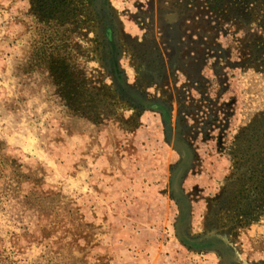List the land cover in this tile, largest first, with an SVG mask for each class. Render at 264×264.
<instances>
[{"label": "rangeland", "instance_id": "374dc122", "mask_svg": "<svg viewBox=\"0 0 264 264\" xmlns=\"http://www.w3.org/2000/svg\"><path fill=\"white\" fill-rule=\"evenodd\" d=\"M50 2L0 0V253L264 264L256 160L234 153L264 113V1Z\"/></svg>", "mask_w": 264, "mask_h": 264}, {"label": "trees", "instance_id": "16d2710c", "mask_svg": "<svg viewBox=\"0 0 264 264\" xmlns=\"http://www.w3.org/2000/svg\"><path fill=\"white\" fill-rule=\"evenodd\" d=\"M50 4L47 5L46 9L50 11L48 15L56 16L55 5L58 3L57 0H50ZM209 1V0H208ZM217 0H212L216 2ZM264 1V0H263ZM52 3V4H51ZM57 19V18H56ZM59 32V31H58ZM56 49H54V52ZM44 54V51H42ZM50 59V57H49ZM59 61H62V69L58 72L57 64ZM53 62V61H52ZM53 68L51 69L54 72L55 81L58 82L59 86H61L63 91L69 92V79L71 78V74L69 72L68 62L66 60H54ZM56 66V67H55ZM237 140L239 142L238 148L234 151L237 156H240L238 161L239 166L241 167L246 162V158L249 157L252 160L255 158L256 162L252 166L249 167L248 171L251 170L253 173L257 186L256 188L264 190V113H260L254 119L252 124L244 127L237 136ZM243 142L248 143L247 146ZM252 143L255 145L252 146ZM244 163V164H243ZM16 171H19V167H16ZM20 184V182H17ZM44 198L42 195L36 196L35 194L25 195L23 197V201L19 202L23 206L32 205L36 208L42 206ZM0 264H15L14 261L7 256L6 254L0 253Z\"/></svg>", "mask_w": 264, "mask_h": 264}]
</instances>
